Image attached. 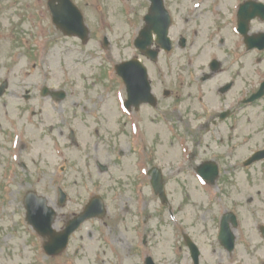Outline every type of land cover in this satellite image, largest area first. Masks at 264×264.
<instances>
[{
	"label": "flooded vegetation",
	"instance_id": "obj_1",
	"mask_svg": "<svg viewBox=\"0 0 264 264\" xmlns=\"http://www.w3.org/2000/svg\"><path fill=\"white\" fill-rule=\"evenodd\" d=\"M106 1L110 0H0V163H4L0 165V201L11 196L19 204L14 227L11 223L10 228L0 227V264L24 260L23 252L14 254V246L21 241L20 247H28L29 240H14L12 234L21 230L27 235L31 229L25 203L29 193L45 196L55 210L53 226L57 231L82 213L90 196L101 198L105 212L100 221L93 218L87 222L101 226L100 231L94 230L97 238L91 234L88 238H95L101 250L92 264H264V157H258L257 162L250 160L257 151H264V131L261 145L247 152L246 140L252 138H246L243 127L244 107L251 108L264 97L248 104L244 101L255 95L259 86L244 93L237 90L239 76L248 84L256 79L259 85L264 81L260 69L242 60L253 52L264 55V0H184V13L179 19L185 25L176 40L172 38L176 11L166 0H157L170 19L166 35L169 43L164 41L163 14H151L148 56L135 43H142L139 35L146 24L144 16L141 26L137 22L133 25L132 55L120 63L135 60L140 66H123L120 77L110 74V69L104 74L106 85L92 93L93 109L81 116L87 130L80 134L65 113L67 92L62 76L49 77L52 69L46 68L45 61L58 43L72 40V44L88 45L75 34H68V22L76 23L78 15L86 26V43L93 41L107 50L112 31L99 26ZM152 6L153 1L146 0V14ZM17 9L29 12L18 21L30 20L28 23L37 29L41 20H48L54 31L22 32L18 48L9 47V42L4 46V22L9 26L8 33L17 35L13 21L4 19V13ZM90 15L95 22L92 29L85 23ZM192 18L194 24H189ZM199 42L197 53L209 56L207 65L193 67L188 59L183 66L176 62L175 68L172 61L184 59H173L175 50L183 52ZM257 59L261 61L259 56ZM160 60L163 68H159ZM111 97L116 111L106 107ZM49 104L58 113L52 115ZM114 113L122 119L115 118ZM23 128L31 136L32 149L56 147L59 154L53 156L54 161L63 159L56 171L40 177L35 163L34 171L25 163H5L3 153L14 149L12 142L20 141L18 135ZM125 138L129 145L123 162L126 155L118 143ZM164 141L171 147V154L158 149ZM90 147L94 149L87 152ZM71 150L75 151L73 155ZM79 154L84 174L70 166L76 165ZM165 156L174 157L159 161ZM94 173L97 181L91 187L98 190L82 200L78 210L65 211L73 205L71 199L81 197L80 190L73 186H84L81 179L93 181ZM107 174L111 176L104 178ZM58 182L71 183L73 192L67 191L71 197L66 194L61 199ZM42 183H48L52 191L39 193L37 187ZM9 186L14 190L6 189ZM192 187L198 193L190 203L187 189ZM172 188L179 189L180 200L173 197ZM109 193L114 202L107 207ZM35 239L43 253L48 239L37 235ZM105 249L111 250L109 260L100 257ZM74 254L78 255V249Z\"/></svg>",
	"mask_w": 264,
	"mask_h": 264
},
{
	"label": "rangeland",
	"instance_id": "obj_2",
	"mask_svg": "<svg viewBox=\"0 0 264 264\" xmlns=\"http://www.w3.org/2000/svg\"><path fill=\"white\" fill-rule=\"evenodd\" d=\"M184 0H166L168 4L171 6V8L175 9V19L176 23L174 26V32L172 33L173 40L177 39L180 35L179 29L182 25H185L184 21L179 19V15L184 13V8L181 4H183ZM102 4V3H100ZM105 5H107L106 12H104V15L100 16L99 19V26L104 28H110L107 29L111 30L110 34L108 35L109 39V46L107 50L101 49V47L96 46L93 41H90L86 47H82L79 43H73L72 40L68 41L67 43L59 44L57 47L52 48V51L49 55L46 56L45 65L47 69H52L51 73L49 74V77H53L57 75L62 76V81L64 84V90L67 92L66 96V110L65 113H67L68 116L71 117V121L73 125L77 128L80 134L84 133L87 129L85 128L86 123L82 119L81 116H84L86 113L84 111H91L93 109L92 107V93L93 92H99L102 89L103 86H105V77L104 74L110 69V74H114L113 71V65L119 64L121 60L128 59L132 55V43L131 40L134 35V27L133 25L137 22L138 24L142 23V17L146 14V0H132L130 3L127 2H121V1H106ZM29 12L25 10L17 9L16 11H6L4 13V19H11L13 22V26L16 28V34L17 35H10L8 33V24L7 22H4V28L5 30L1 32V35L4 37L2 43L4 46H6V43L9 42V47H16L19 46V39L22 32L25 34H28L29 32H38V33H46L49 30L51 32L54 31V28L52 27V24L49 23L48 20H41V24L38 26L37 29L31 25L30 20H19L18 18H26L29 16ZM15 14V15H13ZM23 15V16H22ZM25 15V16H24ZM31 15L34 16V14L31 12ZM85 20V23L90 25L91 29L93 28L95 22L93 19L90 18ZM195 18H192L190 21H188L189 24H194ZM138 26V28H140ZM7 31V32H6ZM106 31V32H107ZM208 32V31H207ZM205 30H202L203 34H207ZM5 36L7 38H5ZM200 43V42H199ZM195 45L194 47L187 46L186 50L183 52L179 51V49L175 50V54L173 56V59L177 56H182L184 59L183 61L180 60H173L174 67L176 68V64L179 63L181 66H183V63L185 65L188 63V59L191 60L193 67H198L202 65H207L208 61V55L201 53L198 55L197 49L201 45L200 44ZM132 47V48H131ZM60 48V49H59ZM59 49V50H58ZM258 54L252 53L248 54L245 58L242 60L251 63L252 68L260 69L262 71V75L260 77L264 78V55L262 54L259 56L261 61L257 59ZM22 60V59H20ZM177 62V63H176ZM183 62V63H182ZM187 62V63H186ZM254 62V63H253ZM159 68H163L162 61L160 60L158 62ZM59 69H58V68ZM248 66H246L247 68ZM61 68V70H60ZM244 67V70H246ZM244 73V72H243ZM59 74V75H58ZM56 77V78H57ZM93 86L94 81H98ZM243 77L239 76V81L237 85V90L239 89L241 93H244V91L254 90L255 86H259L261 83L259 79H256V82H252L251 84H248V82L242 81ZM105 81V82H104ZM254 87H252V85ZM54 85L58 86V83H54ZM53 85V86H54ZM252 88V89H251ZM120 95L119 92H117L116 97ZM48 111L52 113V115H55L57 112V108L54 107L52 104L48 105ZM113 108L114 111L115 104L113 97L110 98L109 105H106L108 108ZM194 109L198 110V107L194 106ZM245 111V112H244ZM245 118L243 127L245 130L246 138L250 137L251 140H246L247 145V152L255 150V146L261 145L262 135L264 131V99L260 100L259 102L255 103V106L251 108L244 107L243 109ZM76 115V118H75ZM114 117H120L122 119L120 114L114 113ZM247 117L250 119L248 120ZM89 118V117H88ZM119 119V120H120ZM88 123L93 127V123L89 120ZM117 124V123H116ZM120 125L122 126V121L120 122ZM120 126V127H121ZM158 129L161 132V134H164L162 126L158 125ZM118 127V124H117ZM161 127V128H160ZM18 137L20 138V141H13L11 148L12 149L8 154L5 155L3 153V158L5 157V163L6 164H13V163H25L27 167H31V170H33L34 166H36V169L38 171V174L40 177H46L50 174V172L53 170H57V167L59 165L63 164V159H58L54 161L53 156L59 154V151H56V147L52 146V150L50 148H41L37 146V148L32 149L30 147L31 143V136H29L26 129H21ZM165 142V141H164ZM45 147H49V143L45 142ZM23 148H19V146H23ZM129 143H127V138L125 140L118 143V146L121 147V149L124 151L125 159L127 158V148ZM251 148V150L249 149ZM94 148L90 147V149L87 152H92ZM161 153L171 154L169 153V150L171 149L170 146H167V143L165 142L162 146L160 144ZM72 151V155L75 151ZM162 156V155H161ZM73 158V156H71ZM174 156H165L160 157L159 161H168L169 159H172ZM2 158V154H1ZM0 158V160H1ZM81 155H78V158L76 159L74 164H70L71 167H77L81 169V174L86 173L85 168L83 167V163L80 161L78 163V160H80ZM93 160V159H92ZM3 163V162H2ZM0 163V165H2ZM32 163H35L34 166ZM78 163V164H77ZM4 164V163H3ZM31 164V166H30ZM162 166V164H160ZM73 173V172H72ZM108 176H111V174L104 175V178H107ZM72 179L76 180L73 176ZM82 182L84 181L85 185L81 186V188H76L75 185L73 186L74 190H80L79 194L81 197L78 198V200L71 199L70 206L65 209V211H71L72 209L78 210L80 208V205L82 203V200L86 199L88 195L92 194V192H96L98 189L91 187L92 183L94 181H97L96 174L94 173V179L93 181L89 178L81 179ZM78 181V180H77ZM70 184L67 183H59L57 185L61 186L63 190H66V192L69 190H72L70 187ZM77 186H80L77 184ZM67 188V189H66ZM9 191L14 190L13 187H7ZM49 184L42 183L37 187V191L39 193L45 194L49 192ZM52 191V190H50ZM171 191L174 193L173 197L180 200L178 197V191L179 189L172 188ZM190 198V203H192V200L196 199L195 194L198 193L197 188H188L187 189ZM68 194V193H67ZM71 197L72 194L69 193ZM68 194V195H69ZM49 196V195H48ZM108 196L106 201V206H111L113 204V197L111 194H106ZM52 198V197H50ZM192 199V200H191ZM189 204V203H188ZM19 204L17 201H14L13 198L10 196L8 199L5 198L3 201H0V227L1 228H10L9 224L11 223V226L14 227L15 220L18 221L19 219ZM190 208V207H189ZM109 224H111L109 222ZM100 224L93 222V223H87L84 226H82L81 230L75 234V236L72 238L69 248L66 252H64L62 258H50L47 259L43 255L40 247L37 246V241L35 239V236L33 235L31 229L28 230L27 235L21 234V230L19 233H15L13 231L12 237L15 240L18 238L21 240L23 237V240H29L28 247H20L21 241L18 242L17 245L14 246L15 251L14 254L17 255L19 252H23V259H16L15 264H18V262H22V264H92L93 260L95 259V254H99L101 250H98V247L100 246L98 241L95 240V238H90V234L92 237L97 238V233L94 231L96 228L98 231H100ZM78 249L79 253L77 256H74V251ZM103 255V258L109 260L110 257H112L111 250L105 249ZM163 254V253H162ZM169 254V253H168ZM164 257V256H163ZM162 257H159V259ZM159 264H164L163 261H160Z\"/></svg>",
	"mask_w": 264,
	"mask_h": 264
},
{
	"label": "water",
	"instance_id": "obj_3",
	"mask_svg": "<svg viewBox=\"0 0 264 264\" xmlns=\"http://www.w3.org/2000/svg\"><path fill=\"white\" fill-rule=\"evenodd\" d=\"M145 20H147V21L149 22V20H148L147 18H146ZM76 22H77V20H76ZM70 23H71V25H70L69 29L73 31V30H74V28H73L74 21H70ZM77 23L80 24L79 21H78ZM82 35H83V34H82ZM83 36H85V35H83ZM146 40H147V41H145L146 44H149V43H150V42H149V35L146 36ZM42 203H43V202H42ZM28 204L30 205V207H28L29 221H30L33 225H35L37 229H39V227H37L38 221H36L38 214H36V212H35L34 205H33L32 203H30V202H28ZM42 206H43V209H42V210L44 211L43 214H45V215L48 214V213L50 212V210H49V209H46V207H45V203H43ZM49 214H50V213H49ZM80 222H82V221H79L78 224L75 225V227H71V229H68L66 232H63V233L61 234V235H62V236H61V240H62V245H61V247H60V246H56V245L50 246V247L48 248V253H49V254H57V253H59L60 251H58V250L63 249L64 244L66 243V241H67L69 235L72 233V231H73L74 229H76V228L79 226ZM36 223H37V224H36ZM49 223H50V222H49ZM41 231H42L43 234H45V235H49V236H51V238H53V239H55V237H56V235H54L53 232H50V225H49V224H48V228H47L46 230H41ZM56 238L59 240V237H58V236H57ZM57 249H58V250H57ZM55 250H57V251H55Z\"/></svg>",
	"mask_w": 264,
	"mask_h": 264
}]
</instances>
